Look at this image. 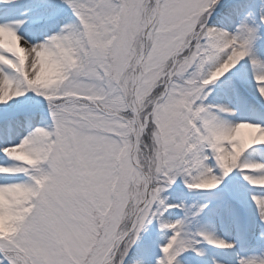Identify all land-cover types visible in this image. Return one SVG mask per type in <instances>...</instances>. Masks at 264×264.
<instances>
[{
	"label": "snow or ice",
	"instance_id": "1",
	"mask_svg": "<svg viewBox=\"0 0 264 264\" xmlns=\"http://www.w3.org/2000/svg\"><path fill=\"white\" fill-rule=\"evenodd\" d=\"M233 98L256 116L226 119ZM178 180L215 190L233 222L247 211L233 181L257 189L264 243V0H0V264L233 249L208 204L167 201ZM237 264H264V248Z\"/></svg>",
	"mask_w": 264,
	"mask_h": 264
},
{
	"label": "rangeland",
	"instance_id": "2",
	"mask_svg": "<svg viewBox=\"0 0 264 264\" xmlns=\"http://www.w3.org/2000/svg\"><path fill=\"white\" fill-rule=\"evenodd\" d=\"M22 7L23 5H14L11 8L10 13L12 15L17 14L20 12ZM250 71L251 70L249 69V78H250ZM209 87L214 88V85H210ZM232 101H233V104H235V106H232V107L236 109V111L230 115V116H233L232 117L233 121L245 119L243 118V115H242L243 108L238 106V103L240 102L237 101L235 98H233ZM253 113L256 116V113L254 112V110H253ZM225 118L229 120L232 119V118H228L227 116H225ZM233 186L241 193V195L244 198L243 191H247L246 186H242L241 181L239 180L233 181ZM249 191L252 192L254 190H249ZM213 192H215V190H211V191L188 190L184 187L182 181L178 180L177 183L171 186L170 188H168L163 193V195L167 198V200L170 199L169 202L171 203L183 202L184 204H193V203L199 202V203L208 204V207L203 213L202 218H204V216L209 211H212V210L214 211V213L216 214V220L213 221V223H214V227H215L217 234L222 238L233 241L234 248L233 249H214L212 246L204 244L203 247L206 250L213 251V252H215L216 250V252H219V253L232 252L236 250L238 252L237 258L239 256H244V255L258 254L261 248H264V243L256 241L255 238L252 236L251 231H249V227L252 224V218L249 215V211L251 207H249L250 203L248 202V200L244 198L247 201L246 214L242 216L241 221L233 222L230 219L226 217H221L219 215L217 211V200L213 196ZM164 215L166 218L175 219V218L182 216L183 212L180 209H169L167 212H165ZM147 230L150 233H152L154 239L159 238L160 230L158 229V226L156 225L155 222L148 225ZM200 263H201L200 260L194 261V264H200ZM233 264H237V261L235 260Z\"/></svg>",
	"mask_w": 264,
	"mask_h": 264
},
{
	"label": "bare ground",
	"instance_id": "3",
	"mask_svg": "<svg viewBox=\"0 0 264 264\" xmlns=\"http://www.w3.org/2000/svg\"><path fill=\"white\" fill-rule=\"evenodd\" d=\"M13 7V6H12ZM11 7V8H12ZM11 8L10 9H4V12L5 13H10L11 11ZM11 14V13H10ZM19 13L17 14H14V15H18ZM12 15V14H11ZM210 100L213 99V96H210L209 97ZM217 100H221L220 97H216ZM240 103H238V106L239 107H242L243 110H242V115H243V118L245 119H252L255 117V114L253 113V109L251 107H247V106H242L241 104L239 105ZM231 106H235V104H232ZM225 116H227L228 118H232L233 116H230V115H226L224 114ZM233 121V118L230 119ZM241 185L242 186H246V189L247 191H243V195H244V198L248 200V202L250 203V211H249V215L250 217L252 218V224L251 226L249 227V231L252 230L253 227H258V217L256 215V211H255V205L251 202V200L248 198L249 197V193L250 191L249 190H254V191H258L257 189H253L251 186L247 185L246 182H241ZM168 202L170 201V199L167 200ZM204 221L206 222H213L216 220V214L214 213V211H209L205 216L204 218H202ZM219 252H213V251H209V250H206V255L203 259H200L201 263L200 264H211L210 260H209V257H215V259L217 261L220 262V264H233L235 262V260L237 261L238 258H237V251L234 250L232 252H226V253H219Z\"/></svg>",
	"mask_w": 264,
	"mask_h": 264
}]
</instances>
